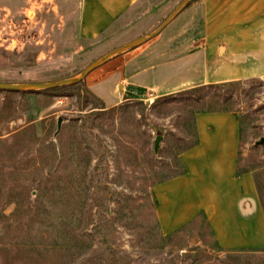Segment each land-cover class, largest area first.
Instances as JSON below:
<instances>
[{
    "label": "rangeland",
    "instance_id": "rangeland-1",
    "mask_svg": "<svg viewBox=\"0 0 264 264\" xmlns=\"http://www.w3.org/2000/svg\"><path fill=\"white\" fill-rule=\"evenodd\" d=\"M69 1L76 2L0 0V83L77 78L124 46L82 41ZM160 11H146L139 25ZM89 75L47 92L0 90V264L232 263L228 255L237 252L220 248L203 220L163 236L152 190L180 171L178 153L195 142L200 99L215 91L157 98L138 89L107 108L114 100L106 84L96 88L102 101ZM219 96L240 123L239 171L251 172L264 191V82H239ZM241 255L235 264L245 255L264 264V249Z\"/></svg>",
    "mask_w": 264,
    "mask_h": 264
},
{
    "label": "crops",
    "instance_id": "crops-1",
    "mask_svg": "<svg viewBox=\"0 0 264 264\" xmlns=\"http://www.w3.org/2000/svg\"><path fill=\"white\" fill-rule=\"evenodd\" d=\"M178 2L76 0L65 6L75 7L82 41L118 46L154 32ZM154 7L161 8L158 17L139 25V17ZM91 74L92 93L102 100L96 88L106 84L114 100L107 108L138 89L160 98L204 85L264 82V0L191 1L156 37ZM194 123L196 145L178 156L182 173L152 189L161 234L172 235L203 214L220 248L263 250L264 212L254 176L239 171L237 116L197 113Z\"/></svg>",
    "mask_w": 264,
    "mask_h": 264
},
{
    "label": "water",
    "instance_id": "water-1",
    "mask_svg": "<svg viewBox=\"0 0 264 264\" xmlns=\"http://www.w3.org/2000/svg\"><path fill=\"white\" fill-rule=\"evenodd\" d=\"M192 0H183L176 9L165 19V21L160 25V27L150 33L147 36L138 38L108 54L105 56L97 59L92 64H90L86 69L82 71V73L77 78L72 79H64L56 82H49V83H25V84H8V83H0V90L1 91H8V92H31V91H43V90H53L63 86L75 85L82 82L90 73L94 70L98 69L106 62L111 60L112 58L135 49L140 45L146 43L147 41L156 37L165 27H167L171 21L191 2ZM62 120H59L58 123V131L60 130ZM163 140V136H157L154 141V152L155 154L158 153L160 149V143ZM258 145H264V137L259 141Z\"/></svg>",
    "mask_w": 264,
    "mask_h": 264
},
{
    "label": "trees",
    "instance_id": "trees-1",
    "mask_svg": "<svg viewBox=\"0 0 264 264\" xmlns=\"http://www.w3.org/2000/svg\"><path fill=\"white\" fill-rule=\"evenodd\" d=\"M236 84L237 83H225V84H216V85H204V86L196 87L194 89L186 90V91H183V92H188V93H202V92H206L207 91L209 93L211 91H215V94H213L210 98L200 99V102H202V107H201L202 109H200L198 111H195V114H197V113H204V112H233L231 109H229V108L226 107V105H225V104H227L226 98H224V100H223L219 96V93L222 90H228L231 86H234ZM67 87L68 86H63L61 88L64 89V88H67ZM36 92H47V91L46 90H43V91H36ZM195 114H194V116H195ZM194 130H195V127H194ZM195 145H196V131H195V142H193L189 146H186V147L182 148L180 150V152L178 153V156L181 153H183V152L189 150L190 148L194 147ZM178 163H179L180 168H181V164H180V161L179 160H178ZM181 173H182V168L173 177H176V176L180 175ZM173 177H171V178H173ZM168 179H170V178H168ZM168 179L161 180L158 183L163 182V181H166ZM254 180H255V185H256L257 192H258V196H259V199H260L261 207H262V210L264 212V191H263V187H262L261 183L258 180H256V179H254ZM155 208H156V203H155ZM155 217H156V214H155ZM200 220H203L205 222V225L209 228V225H208V223L206 221V218L204 217L203 214L199 215V217L192 224H195V223L199 222ZM156 222H157V219H156ZM157 225H158V222H157ZM184 228H182V229H184ZM182 229H180V230H182ZM172 235H169L168 238L169 237H172ZM236 252L237 253H233V254L228 255V260L230 262H232V263H229L227 261V264H235L236 262H238L241 259V256H242L241 254L244 253V252H248V250H241V251H236ZM252 256L253 255H251V256L250 255H245V258H246L245 264H251L250 261H252L251 260L252 259L251 258ZM223 264H226V261ZM258 264H260V263H258Z\"/></svg>",
    "mask_w": 264,
    "mask_h": 264
}]
</instances>
